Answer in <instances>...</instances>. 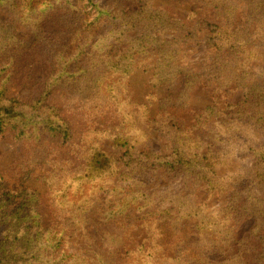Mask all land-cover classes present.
I'll use <instances>...</instances> for the list:
<instances>
[{"label":"trees","instance_id":"16d2710c","mask_svg":"<svg viewBox=\"0 0 264 264\" xmlns=\"http://www.w3.org/2000/svg\"><path fill=\"white\" fill-rule=\"evenodd\" d=\"M135 1L128 8L125 0H0L12 16L0 19V134L39 142L19 183L8 185L0 173V264H252L242 247L231 244L229 221L246 216L254 217L257 264H264V63H252L260 57L254 40L264 45V0H192L221 21L204 15L191 25L153 0ZM42 7L69 11L62 36L44 35ZM16 22L30 30L29 39L18 36ZM203 28L213 61L197 71L180 62V45ZM38 42L50 59L40 95L26 101L8 96L17 61ZM138 68L167 91L144 101L132 98L125 80ZM201 78L218 88L234 82L243 96L224 106L206 104L184 126L171 109L188 105ZM56 89L65 90L88 118L73 151L82 162L73 169L43 142L64 144L73 137L61 109L48 102ZM153 101L158 111L152 116ZM104 114H110L105 125L97 120ZM151 130L169 141L168 153L141 149ZM104 140L113 152L102 147ZM42 164L52 167L36 178L49 189L55 226L43 223L40 194L23 184ZM165 173L181 178V191L149 188ZM188 181L203 184L209 195H225L226 204L209 209L196 203ZM136 225L145 226L147 235L129 248L124 242ZM164 225L177 234L173 255L159 242Z\"/></svg>","mask_w":264,"mask_h":264},{"label":"rangeland","instance_id":"374dc122","mask_svg":"<svg viewBox=\"0 0 264 264\" xmlns=\"http://www.w3.org/2000/svg\"><path fill=\"white\" fill-rule=\"evenodd\" d=\"M136 4L135 0H125V5L128 8L133 7ZM153 4L156 7H162L167 9L169 14L176 16L188 24H194L197 17L206 15V18L211 22L220 23V19L215 15L212 8L202 6L200 3L192 0H153ZM196 8L197 13H191V8ZM44 14L41 18V25L44 35L47 38H58L68 30V25L64 21H68L67 17L70 16L69 11L64 8H56L48 10L42 7ZM41 14V13H39ZM0 19L3 22L11 21L12 16L7 10L0 7ZM243 21L240 9L236 15V22L241 23ZM69 22V21H68ZM256 24L252 23L249 26L250 30L255 28ZM15 29L18 36L29 39L31 32L22 23H15ZM207 30L205 28L200 31L197 37L189 40L180 45L179 59L182 64H186L193 69L199 71L204 67H207L213 61V49L208 47L205 42V34ZM254 43L258 46L257 49L260 52V57L252 60V63L263 64L264 63V45L260 43L259 39H255ZM250 47V46H249ZM258 67L255 68V71ZM50 72V59L45 50L44 43L38 42L36 45L24 53L17 61L14 74L11 81L7 84L6 94L8 96H15L20 101L31 100L34 97H38L41 93L43 81L48 77ZM151 72H144L141 68L135 69L125 80L127 85V93L132 98L144 101L148 95L154 93L155 97H160L167 91L166 85L153 86L151 84ZM194 88L190 91L189 103L185 108L171 109L180 124L189 126L193 123L194 111L202 109L206 104L216 101L221 106L226 103H234L239 98H242L243 91L240 87H237L234 82H229L227 86L218 88L212 82L205 79H200ZM262 80V79H261ZM263 81V80H262ZM182 85V77L179 76L176 88L177 90ZM48 102L61 109V115L64 116L71 125L72 128V140L60 144L56 141H43L46 145H50V152L52 157L57 159H65L68 161L69 166L73 169L78 166L82 160L78 159L73 151L76 149V145L80 142V139L87 129L88 118L81 107L77 106V101L73 100L69 94L63 89L54 90L49 98ZM158 103L153 101L150 104V115H157ZM98 123L104 125L110 120L109 115H102L97 118ZM115 122V121H114ZM39 142L33 139H14L7 134H0V173L3 180L8 185H16L23 178L21 177L23 170L26 167L27 162L32 156L37 153V146ZM102 147L108 151L113 152L114 148L108 140L102 142ZM42 148V147H40ZM152 149L159 153H168L170 150L169 141L157 134L156 131H149V138L147 142L141 146V149ZM120 152V151H119ZM50 164H42L36 166L34 172L31 173L23 184L36 190L40 194L39 210L42 214L43 223L54 226L58 223L57 214L55 209L51 206L49 189L46 185L42 184L39 179L36 178L38 174H45L51 169ZM223 170L221 171V173ZM26 178V177H25ZM189 187H193L191 181H188ZM150 189H169L172 192L181 191L183 183L180 177L173 178L172 174H161L154 178ZM187 190L182 191L186 193ZM192 196L196 203L206 202L209 209L218 208L221 205H225V195H209L202 185H196L193 187ZM255 225L254 217L246 216L239 222L234 220L229 221V226L233 228L234 240L231 242L233 249H242L248 262L257 264V252L261 248L260 240L253 234V228ZM165 230H161L159 242L163 246V249L168 255H173L176 249L177 234L169 227L165 226ZM131 235L127 236L125 245L127 247H133L140 241H145L147 232L145 226H134L129 232ZM129 235V234H128Z\"/></svg>","mask_w":264,"mask_h":264}]
</instances>
